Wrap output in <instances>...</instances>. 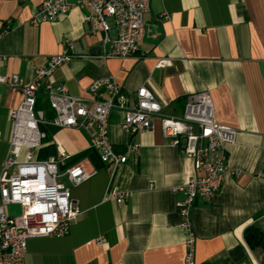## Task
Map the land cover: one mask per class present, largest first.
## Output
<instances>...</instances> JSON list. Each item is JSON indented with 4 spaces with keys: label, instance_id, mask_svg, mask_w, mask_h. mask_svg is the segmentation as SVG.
Instances as JSON below:
<instances>
[{
    "label": "crops",
    "instance_id": "0c3cea01",
    "mask_svg": "<svg viewBox=\"0 0 264 264\" xmlns=\"http://www.w3.org/2000/svg\"><path fill=\"white\" fill-rule=\"evenodd\" d=\"M42 1L0 0V32L11 23L0 37V76L17 75L29 83L35 67L70 43L74 58L52 81L88 105V86L107 76L116 77L132 97L147 87L171 117L182 115L188 95L207 91L216 122L234 129L236 137L225 147L227 172L216 194L192 206L194 264H263L264 251L249 248L243 232L256 227L264 237V0H150L144 20L156 26L158 36L142 39V58L123 60L104 58L103 35L89 33L79 8L32 25ZM109 24L114 37L111 19ZM162 58L171 66L156 67ZM20 101L19 90L0 85V171L12 129L8 114ZM37 105L48 138L36 158L65 151L69 164L91 165L97 174L72 189L81 214L69 234L29 239L25 264H184L176 204L185 196L176 189L193 177V164L163 138L159 120L153 133L132 137L121 128L124 113L110 112L108 138L113 152L125 158L113 168L101 163L83 131L52 125L45 96ZM133 142L137 152L128 148ZM113 191L130 196L118 205ZM14 208L7 210L11 214ZM99 237L104 244L96 243Z\"/></svg>",
    "mask_w": 264,
    "mask_h": 264
},
{
    "label": "built area",
    "instance_id": "2783aa9c",
    "mask_svg": "<svg viewBox=\"0 0 264 264\" xmlns=\"http://www.w3.org/2000/svg\"><path fill=\"white\" fill-rule=\"evenodd\" d=\"M74 7L82 10L90 34L103 35V45L108 47L104 58H142L139 50L142 39L158 36L156 26L144 20L150 0H43L30 22L36 26L54 21ZM163 16L168 18L167 13ZM110 19L114 37L110 35ZM10 28V21H6L0 37ZM72 49L70 43H65L60 54L50 56L44 65L34 68L29 83L17 75L0 76V85L21 93L19 105L8 114L12 129L0 171V264H25L29 239L68 235L70 225L81 214L72 200V189L97 174L91 165L69 164L70 155L65 151H57L46 159L36 158V151L45 146L48 138L41 129L47 124L44 111L37 105L42 95L54 113L52 125L61 130L83 131L89 139V148L101 163L113 168L122 165L125 158L113 152L108 138L110 112L124 113L121 128L132 137L142 132L153 133L155 120H159L163 138L193 164V177L176 189L185 196L176 207L179 227L185 236L184 264H194L192 206L196 199L210 201L216 194L227 172L225 147L234 144L236 131L216 122L207 91L188 95L182 115L171 117L163 114L162 105L147 87H139L132 97L116 77L107 76L93 80L88 86L91 102L88 105L85 99L69 95L65 85L52 81L54 72L74 58ZM3 60L0 56V62ZM170 66L171 61L166 58L156 64L158 68ZM128 148L137 152L139 144L133 142ZM129 196L115 191L111 195L118 205ZM10 206L19 207V214L11 215L7 210ZM96 243L102 245L105 239L99 237Z\"/></svg>",
    "mask_w": 264,
    "mask_h": 264
},
{
    "label": "trees",
    "instance_id": "16d2710c",
    "mask_svg": "<svg viewBox=\"0 0 264 264\" xmlns=\"http://www.w3.org/2000/svg\"><path fill=\"white\" fill-rule=\"evenodd\" d=\"M243 239L249 248H261L264 251V237L256 227H249L243 232Z\"/></svg>",
    "mask_w": 264,
    "mask_h": 264
},
{
    "label": "rangeland",
    "instance_id": "374dc122",
    "mask_svg": "<svg viewBox=\"0 0 264 264\" xmlns=\"http://www.w3.org/2000/svg\"><path fill=\"white\" fill-rule=\"evenodd\" d=\"M19 212H20L19 207H16V208L11 210V215H17V214H19Z\"/></svg>",
    "mask_w": 264,
    "mask_h": 264
},
{
    "label": "water",
    "instance_id": "95a60500",
    "mask_svg": "<svg viewBox=\"0 0 264 264\" xmlns=\"http://www.w3.org/2000/svg\"><path fill=\"white\" fill-rule=\"evenodd\" d=\"M263 264H264V258H263Z\"/></svg>",
    "mask_w": 264,
    "mask_h": 264
}]
</instances>
